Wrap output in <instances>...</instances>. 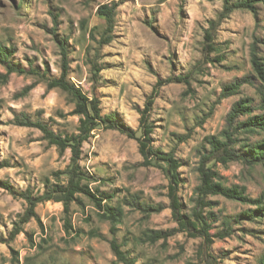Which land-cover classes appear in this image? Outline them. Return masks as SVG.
Listing matches in <instances>:
<instances>
[{
	"label": "clouds",
	"instance_id": "9594fccd",
	"mask_svg": "<svg viewBox=\"0 0 264 264\" xmlns=\"http://www.w3.org/2000/svg\"><path fill=\"white\" fill-rule=\"evenodd\" d=\"M254 47L264 0H0V264H264Z\"/></svg>",
	"mask_w": 264,
	"mask_h": 264
},
{
	"label": "trees",
	"instance_id": "16d2710c",
	"mask_svg": "<svg viewBox=\"0 0 264 264\" xmlns=\"http://www.w3.org/2000/svg\"><path fill=\"white\" fill-rule=\"evenodd\" d=\"M255 52H256V50H255V47H254L253 53H252V64H253V67H254L255 72L259 75L260 78L264 79V61H263V59H261L258 56H256L255 55ZM0 55H3L4 59L6 60L8 58L9 53L4 52V53H2ZM12 70H15V69L14 68H9V71H12ZM239 110L240 109H236V111H239ZM0 166H9V165H8L7 161H5L4 164L3 165H0ZM0 188H3L5 190H7L14 197L17 195L12 190V188H11L10 185H7V184H5L3 182H0ZM74 190H79V189L77 187ZM83 195L87 196L89 199H93V196L90 193H88V192H83ZM78 202L81 203V204L83 203L82 200H78ZM97 207L98 208L101 207L100 203H97ZM176 207L177 208L180 207L178 203L176 204ZM162 210L163 209L161 208L160 211H162ZM110 215L111 214L109 213V216Z\"/></svg>",
	"mask_w": 264,
	"mask_h": 264
},
{
	"label": "rangeland",
	"instance_id": "374dc122",
	"mask_svg": "<svg viewBox=\"0 0 264 264\" xmlns=\"http://www.w3.org/2000/svg\"><path fill=\"white\" fill-rule=\"evenodd\" d=\"M255 50L256 51H258V49H256L255 48ZM259 58H261V59H263V61H264V57H259ZM251 64H252V56H251ZM252 68H253V70H254V67H253V64H252ZM225 70H227V69H225ZM254 73L256 74V75H258L256 72H255V70H254ZM259 76V75H258ZM10 166V165H9ZM0 189H3V188H0ZM4 191H7V190H5V189H3ZM8 192V191H7ZM10 194V193H9ZM11 195V194H10ZM13 196V195H12ZM14 197V196H13ZM163 211V210H162ZM224 259H227V256H225L224 257Z\"/></svg>",
	"mask_w": 264,
	"mask_h": 264
}]
</instances>
